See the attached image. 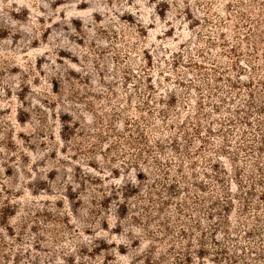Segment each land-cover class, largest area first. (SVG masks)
Returning a JSON list of instances; mask_svg holds the SVG:
<instances>
[{
  "label": "rangeland",
  "instance_id": "rangeland-1",
  "mask_svg": "<svg viewBox=\"0 0 264 264\" xmlns=\"http://www.w3.org/2000/svg\"><path fill=\"white\" fill-rule=\"evenodd\" d=\"M262 190L264 0H0V264L256 257Z\"/></svg>",
  "mask_w": 264,
  "mask_h": 264
},
{
  "label": "trees",
  "instance_id": "trees-1",
  "mask_svg": "<svg viewBox=\"0 0 264 264\" xmlns=\"http://www.w3.org/2000/svg\"><path fill=\"white\" fill-rule=\"evenodd\" d=\"M248 181L252 184H256V181L254 180V177H252L251 179L249 178ZM239 185L241 186V182H239ZM256 188V187H255ZM242 192V191H241ZM237 199L239 200V202H241L242 205V194L238 193L236 194ZM259 202H263L264 201V191L262 190L257 198ZM248 203V208L249 209H253L254 212H256V214H254V216H251L249 218V220L246 221L247 224L249 223H253L255 224V227L253 228V230H255L254 233H256V235H254L252 238L251 245L252 242H258V244L253 245L255 251H251L252 254H254L256 257H253L252 255L250 256L248 253H246L243 256L238 257L239 259L236 260L233 257L226 255L228 249L230 248V246L228 244H225L224 246L221 245L222 250V254H225V260L224 263L227 264H231L233 262H236L237 264H264V207H260V203L256 204L257 202H255L254 200H251V198L247 201ZM241 208V209H240ZM239 209L242 211V207L240 206ZM243 214H246V212H243ZM253 215V214H252ZM246 216V215H245ZM227 223H224L221 228H219V230H226L227 228ZM240 226V224H239ZM235 230H237V227L235 228ZM227 231V230H226ZM231 240H236V239H231ZM217 242V241H216ZM235 242H231V244H234ZM191 254L189 255L188 258H191Z\"/></svg>",
  "mask_w": 264,
  "mask_h": 264
}]
</instances>
